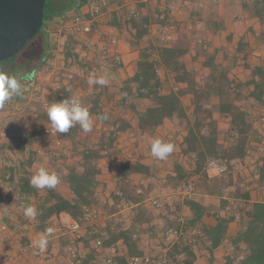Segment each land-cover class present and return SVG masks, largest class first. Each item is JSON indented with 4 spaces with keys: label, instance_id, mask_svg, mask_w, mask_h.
<instances>
[{
    "label": "rangeland",
    "instance_id": "rangeland-1",
    "mask_svg": "<svg viewBox=\"0 0 264 264\" xmlns=\"http://www.w3.org/2000/svg\"><path fill=\"white\" fill-rule=\"evenodd\" d=\"M48 6H46V14H49L53 17L54 20H50L49 22H46V32L45 30L41 35H39L35 39V43L33 42L29 43L26 48L19 53L17 56L13 57L9 61H7L5 64H3L4 70H7V72L10 75H23L24 73H29L31 71H34L38 67L37 59L40 57V53L42 52V49L40 48V43L46 39L50 42L51 50H52V58L56 56V52L58 51V54L63 55L66 50V45L69 42V48L72 51H69L72 55V63H70L69 66L64 64L59 65L57 67L58 63L50 58L47 59V62L43 64V66L40 69H37L36 74L33 75L34 84L32 89H23V94L20 96V100L23 102V104H34L35 99L37 100L38 97H36V91L34 89L39 86L40 83L44 80L45 82H54L57 85L56 88V94H54V97L56 95L61 94L60 98H65L66 93H69V96H72L75 92H79L80 95H78L79 100L83 105L88 107L90 110L92 108V102L94 99H96L97 94L91 93L89 89L92 88V86H89L87 83V76L92 72L90 70H85L87 68V64L90 63L87 59L78 60V58H74L73 56H79V53H76L75 49L78 48L82 51L84 42H87L86 40V34L82 33H74L72 30L70 23H71V17H65V15H71L73 14V11H68L61 17H56V12H62L67 11L70 7V0H48ZM83 0H79V5L81 4ZM86 3L82 5L83 12H86L88 10V7H94L99 5L100 0H85ZM51 2L54 3L56 6L51 5ZM238 6L245 10L238 12V13H232V19L233 20H239L242 19L245 21L246 19L249 20V24L251 28H254V25H260L256 26L255 32L258 34V36H255L256 39L260 41L261 45H264V0H239ZM64 3H67L63 7H58V5ZM263 3V12L262 16L260 15L261 11L260 8L262 7L260 4ZM87 7V8H86ZM70 13V14H69ZM85 14V13H84ZM65 17V19L63 18ZM253 19H256L253 21ZM61 20V21H60ZM175 24V23H174ZM176 25V24H175ZM177 26V25H176ZM178 28V27H177ZM177 34V31L175 32ZM176 44H180L182 47H184L187 42L184 40V38H178L176 40ZM44 42V41H43ZM257 42V41H256ZM172 41H166L165 39L156 40L155 44H152L148 47L147 45H143V47L151 48L148 50V53L151 56V60H157V54L155 52V49L162 45H169L172 44ZM258 43V42H257ZM254 43V44H257ZM33 44V45H32ZM200 45V44H199ZM199 45L194 49L197 57H195L193 54L188 56L186 58L187 64L189 63L191 68L190 71L193 73L195 80H197V83L204 84L207 80V77L209 76L211 69L207 68L204 64L207 62L213 54H215L213 51L208 52L207 44L201 43V47ZM172 46V45H171ZM96 47V46H95ZM230 50V49H229ZM87 51V50H86ZM85 51V52H86ZM230 52V53H229ZM231 51H228V54H225L223 52L216 53V57L213 61V65L217 67V70H226L228 72L229 78L233 80L235 84H240V88L230 95V98L235 102L236 106L244 109L247 114L251 117L253 126L255 128V133L253 136L249 138L248 142V148H247V155L243 160H234L229 163L222 159H215L220 160L222 162H225L228 164V173H226L223 176H215L213 172L209 173L207 170L208 162L212 159H209L204 167V173L208 177V182L204 180V174H196L194 172L195 169V163L193 157L190 156H184V159L181 160L183 169L185 170L187 174V182L183 186H176V184L169 181L170 178H167L164 180V177L162 176V162H159L160 160L152 161L148 155H144L145 153L140 150H148L147 153L150 151V138L145 137L144 135H141L142 133L137 128V116L135 112L131 109L130 104L134 103L137 105L139 110H144L146 107L151 105V102L147 100H132L129 99L127 103H124L122 98L123 94L120 91L117 92L120 89L119 84L116 83V77L113 76L112 80V88H115L116 91L107 90V97L110 95L113 97L112 99L104 98L100 99L102 103V107L104 111L108 112L111 116V120H114L116 118L124 119L128 122H130L132 127L128 130V133L126 134V138H123L124 146L123 148L119 145H113L111 148H105L101 151V159L98 161L99 166H101V170L104 171V175L109 177L110 183H114L115 185V191L119 190L122 192V198L125 202V204L129 203L132 204L130 208H133V211H137L138 216L137 220H141L145 222H153L156 219H161V224L154 225V230L149 231V228L140 226V230L135 231L134 233L141 235V237L144 238V240H153V244L156 246V248L153 250L157 253H155V259L154 257L151 258L150 264H184L186 261L187 255L183 253L184 255L177 254L174 257H166L165 253L163 251L161 252V246L164 244L162 243L161 239L163 238V232L165 228L168 226L170 227H179L181 228V232L183 236L187 238V241H183L182 238L180 239V242L182 243V247L185 245H189L192 248L196 246L197 249L204 251V254L202 257L204 258V264H209L210 260V253L208 251V245H206L205 240L203 239L200 229L196 226H193L190 224V219H192L193 215L187 212V210L182 208V205H184L186 200H193V199H199L200 202H203L205 205H207L209 210V221H216V216L226 217L230 218L231 216H236V219L234 222L230 223L229 229L232 233L236 234L240 229V219L245 213L246 208L243 201L238 198L240 194H243V192H255L258 199H260V196L262 198V194L264 192V180L261 181L260 176V168L262 167L264 163V102L260 103L255 101L251 97V92L253 90V86L250 85V81L253 79V70L254 67H250L249 64H244L243 58L240 56H237L236 62H233L232 58L234 57ZM67 55V53H66ZM87 58V56L85 57ZM200 59V60H199ZM65 57H60L58 59L59 63L64 62ZM197 60V61H196ZM31 62L29 65L21 69L22 65H26L27 63ZM87 63V64H86ZM196 63V64H195ZM203 64V66H202ZM215 71V73H216ZM97 73V72H96ZM214 73V74H215ZM159 74L162 77L163 80V93H168L172 90H176L178 87L181 88V86H178L174 79L173 75L171 73H167L163 67L159 66ZM107 77V75H106ZM109 79V78H107ZM119 81V80H117ZM116 82V83H115ZM119 83V82H118ZM68 86H73L70 91L67 89ZM81 86V90L78 91V87ZM123 86V85H122ZM121 86V88H122ZM106 87H110L107 85ZM236 88V87H235ZM42 90V89H41ZM83 92L85 93L83 96ZM117 92V93H116ZM116 94V97H114ZM119 94V95H117ZM236 94H240L239 96H236ZM67 98V97H66ZM19 100V101H20ZM47 100V99H46ZM182 101L186 107L187 116L191 121H193V105H192V96L186 95L182 98ZM213 102H217V98H213ZM38 103V102H37ZM35 108V105L33 106ZM3 113V110H0V114ZM30 113V112H25ZM45 113H38L37 119H32L30 116L29 121H26L28 126H31L32 129L36 130V133L34 131L30 134V140L32 143L33 141H38L40 139L46 140L47 146L44 149L43 154H39L37 151L33 152L30 151V148H23L22 151L25 152L24 157L20 158L18 162L14 161V158L9 155L6 157V151H4L2 146V143H0V159H4V165H3V177L6 183L10 182L11 173L18 175H21V169L24 167L27 170V166L25 165L28 160H32L35 162H41L43 164H48L51 168L50 171H55L59 174L61 181V184H58L56 190L67 198H72V193L69 190L67 183H66V175L69 173V169L78 166L80 168L81 160H82V151L87 148L88 146H94L96 149L100 148L102 137L105 133L109 132V126H104L102 123H100L97 119V117L93 114L92 115L94 120V126L91 132L85 133L81 128L78 132V135L75 137L74 140H70L65 135L59 134V133H50L46 132L45 126H43V122L45 121ZM216 121H217V127L219 130V141L220 143L225 147L228 148L232 143L233 139L231 138L232 135L230 134V119L226 116H220L218 114L214 115ZM43 119V122L42 120ZM42 122L40 125L36 127L37 122ZM172 125L170 126L171 129L169 130V133H176V137H179L182 133H186L188 131L187 123L185 120H180L178 117H175L174 119L170 120ZM4 123V122H3ZM1 124V123H0ZM6 127L10 126L8 122L4 123ZM30 127V128H31ZM12 127L10 126V129ZM28 128V129H30ZM44 131V132H43ZM56 134L60 135V138L63 140V144L60 149H55V143L56 140ZM36 136L38 138H36ZM43 136V137H42ZM143 136V137H142ZM152 136V135H151ZM169 136L164 134V136L160 135V137H165V142L167 140V137ZM156 137V136H155ZM152 136L153 139H156ZM183 137V134H182ZM15 137H13L14 139ZM19 138V137H17ZM20 139V138H19ZM55 139V140H54ZM137 139V141H135ZM149 139V140H148ZM177 139V138H176ZM21 140V139H20ZM65 140V141H64ZM164 140V139H162ZM178 140V139H177ZM180 140V139H179ZM179 142V141H178ZM30 143V144H31ZM7 144V143H3ZM27 144V143H25ZM28 144V145H30ZM24 145V144H23ZM137 145V146H136ZM2 146V147H1ZM11 146V145H10ZM142 148L140 149L139 148ZM57 148V147H56ZM119 148V149H118ZM140 149V150H139ZM181 149L178 148V153L174 151L168 156L166 160H163V163L170 162L171 167L173 165L174 160H179L180 157V151ZM33 152V153H32ZM146 152V151H145ZM135 154V157L133 158L134 161L130 160L131 155ZM142 154V155H141ZM40 157H39V156ZM139 156V159L141 156L145 160H149L152 164L158 165L156 167H152L151 170V177L145 176L142 174L140 177L137 178L131 177V175L123 174L121 171V168L125 164H134L136 158ZM173 156V157H172ZM172 157V158H171ZM132 159V158H131ZM6 162V163H5ZM22 164H19V163ZM153 166V165H152ZM29 167V166H28ZM158 167H160L159 170ZM16 172V173H14ZM20 174V175H19ZM133 175V174H132ZM6 177V178H5ZM8 177V178H7ZM111 178V179H110ZM1 180V179H0ZM13 189L17 186V181L14 179ZM109 183V184H110ZM191 184L193 187V193L191 195V198L185 197L181 193L182 187L185 185ZM206 184H209V186L213 189L215 188L214 194L207 193ZM173 189V190H172ZM44 189H39V194L43 196ZM238 190V194L237 191ZM173 191V192H172ZM166 192L165 194H162ZM160 194V198L162 200V209H158L153 205V200L148 202V198L152 196V194ZM11 194V193H10ZM7 195L3 190L0 191V209L4 208L9 204L12 208V219H11V228L15 235L19 236L20 239L18 241L20 243L24 244V241L22 238L24 237L23 234L27 231L23 228V226H28L34 223V231L37 230V222H35V219H29L24 215L23 209H25L28 206H34L37 207V199L42 198L39 196L38 198H32V201L30 203L23 206H20L21 204L18 203L17 198V192L16 194ZM112 197H117L116 195H110ZM120 198V197H119ZM140 198V202L137 205L136 199ZM159 199V198H158ZM121 200V201H123ZM264 200V199H263ZM120 201V202H121ZM136 205V206H133ZM179 205H181V211L179 212ZM116 205H110V203H103V205L99 206L100 209V215L102 214H110L111 210ZM103 208V209H102ZM161 208V207H160ZM245 209V210H242ZM131 210V212H132ZM159 214H157V211ZM104 211V212H103ZM130 212V214H131ZM180 213V214H179ZM122 217V215H119ZM156 216V217H154ZM119 217V218H120ZM166 219V221H165ZM118 221L115 220V217L112 218V223L114 225L118 224ZM89 225H85V227H88ZM158 226V228H156ZM89 229H93V227H88ZM156 228V230H155ZM180 230V229H179ZM39 231V230H37ZM36 231V232H37ZM92 231H95L93 229ZM92 234L88 235L91 236ZM80 240H86L84 237ZM151 240V241H152ZM171 244V241H169ZM168 242V244H169ZM69 243V241H68ZM90 246V241H89ZM166 245H164V248ZM160 248V249H159ZM159 251V252H158ZM64 253V252H63ZM66 254V253H65ZM235 250L228 241L226 243V246L223 248H220V251H218L217 257L215 259L213 264H224L225 260L229 256H234ZM89 256V255H88ZM243 254L241 253L239 258H241ZM95 257L93 255V258L90 261H94Z\"/></svg>",
    "mask_w": 264,
    "mask_h": 264
},
{
    "label": "crops",
    "instance_id": "crops-1",
    "mask_svg": "<svg viewBox=\"0 0 264 264\" xmlns=\"http://www.w3.org/2000/svg\"><path fill=\"white\" fill-rule=\"evenodd\" d=\"M237 1L239 0H188V5L183 6L182 5L183 0H123V2L121 3H125L129 7L137 8L141 13L140 18L145 19V21H147L148 24L150 25L147 31V35L139 42L141 44V46L139 47L138 41H136L134 37L136 31L132 29L131 26H129L128 22L123 19V14L126 12V9L121 8L120 7L121 4H118L115 2V0H112L110 2L109 8L107 9V12L105 13V16L100 18L99 21L96 23L94 27V31L91 34H86L87 42H84V46H83L84 49H82L81 51L78 48H76L75 51L76 53H79V56H73V57L75 59L78 58L79 61L82 59H87L88 61H90L89 64L86 63L87 68H85V70H90L92 72L95 71L97 72L96 74L98 76L103 75L106 77L107 75L106 78H109L108 79L109 83L107 85H109L110 87H106L107 85L106 86L93 85L92 88L89 89V91H91V93L97 94L96 98L112 99L113 97L111 95L107 97L106 94L108 93L107 90L116 91L115 88H112L113 85L112 80L114 79L113 76L116 77L117 83L116 82L115 83L117 85L119 84L120 86V89L117 91L120 93L123 82L126 79L132 78L136 73L137 64L140 60L141 50L142 48H144L143 45L145 44L149 47L150 45L155 44L156 40H161V39L163 40L165 36L166 24L168 20H170V22L175 23L178 28H177V34H173V39H172L173 43L169 45H175L177 42L176 40H178L179 37L184 38V40L187 42L185 46L188 48V53L183 58V61L189 71L191 66L189 63L187 64L186 58L191 54H193L194 52L196 53L194 49L199 44L201 45V43H203V45L207 44L208 47H204V48H207L208 52L213 51L214 53L223 52L225 54H228V51H231L232 52L231 54L234 56L232 58L233 62H236L237 61L236 57L240 56L241 58H243L244 64L247 63L251 65L250 67H254V68L264 67V45H261L260 41L255 38V36H258V34L255 32V30L257 29L256 26H260V25L259 24L254 25V28H251L248 19H246L245 21H243L242 19L236 21L232 19V13H238L241 11H243L244 13L246 12L245 10L240 8V6L237 7L238 5ZM244 1H249V0H244ZM162 11L163 12L166 11L168 15L167 21L161 19ZM65 17L70 18L71 15H67V16L65 15ZM65 17L63 18L65 19ZM255 20L256 19H253V21ZM104 45L109 46L112 51H116V54H113L112 57L104 56L101 52V48ZM200 45L199 47H201ZM69 51L72 50L69 48V42H68L66 45L65 53L63 55L58 54V51L55 53L56 56L52 59L56 62V64L58 63L57 67H59V65L61 64H64V66L65 65L69 66L70 63H72V58L66 55V53H68ZM193 55L197 57L196 54ZM86 56L87 58H85ZM60 57H65L64 62L59 63L58 59H60ZM36 71L37 69L29 73H24L22 75L25 77L23 81V89L30 90L33 88L32 86L35 80L33 79V75L36 74ZM56 85L57 84L56 83L54 84L53 81L50 83L48 81L45 82L44 80V82L42 81L40 83V87L42 89L41 96L44 101H49L50 103L52 101H61L63 99H66V97L60 98L61 94L56 95L54 97V94H56V92H54L56 91L55 88ZM37 87L34 89V91H37ZM72 88L73 86L67 87L69 91ZM77 89L78 91L81 90V86H79ZM84 94L85 93L83 92V96ZM78 95H80L79 92H75L74 94H72V96H75L77 98ZM114 97H116V94ZM19 100H20V96L14 97L10 101L9 107L4 109L3 113L0 114V123H1L0 143H2V146H4L3 148L6 147L4 151H6V153H9L6 154V157L11 155L14 158L15 162L16 161L18 162L20 158L24 157L25 152L22 151L24 147L27 149L30 148L31 149L30 151L33 152L37 151L41 155L44 153V149L48 146L46 144V140L44 139L42 140L37 136L36 138H38L39 140L38 141L32 140V143L30 145H28V143L27 144L23 143L19 139L22 136V134H24L25 132L31 134V132L34 131L36 133V130L32 129L31 126H28L26 124L27 123L26 121H29L27 115L28 117L30 116L32 119L33 118L37 119L36 117H38V113L36 112L38 111V109H39V113H41L40 112L41 109L39 108L36 99L34 104L29 103L28 105L23 104V102ZM34 105L35 108H37V111L34 110L33 108ZM25 112H30V113H25ZM45 117L46 119L44 122L43 119L40 120H42L43 122L42 125L45 126L44 131L48 132L50 121L48 120L47 115H45ZM3 122L4 123L8 122V124L12 128L10 129V126L6 127V125ZM42 122L40 121L37 122L35 124L36 127L40 125ZM171 123L172 122L170 120H166L162 126L158 127L154 131L141 132L142 133L141 135L150 138V144L154 140L152 136L153 137L156 136L155 138H157L160 135L164 136V134L166 135L167 133V135L169 136H166L167 137L166 142H171L174 144L176 153H178V148L181 149L179 160H174L173 162L174 167L173 166L171 167L170 162L168 164V163H163V160L159 161L162 162L161 165L162 170L159 169L160 167H158V169L161 170L164 180H166L167 178H173L175 176L176 174L175 166L179 165L183 167L181 160L184 159V154L182 150L184 149L183 142L186 133H182L183 137L182 134L179 137H176L178 139L177 140L176 138H174L176 136V133L173 132L169 133L168 129H171L170 128V126L172 125ZM127 133L128 131L119 134L118 139L115 142L116 146L119 145V148L120 147L123 148L124 146L123 138H126ZM13 137L15 138L13 139ZM55 138H60V135L56 134ZM160 139H164L165 141V137H160ZM135 141H137V139ZM3 143H7V144H3ZM60 148L61 147L56 148L55 146V149H60ZM149 149H150L149 153H147L148 150H144V149L140 151H142V153L144 152L145 153L144 155H148L152 161L159 160L151 155V146ZM134 157L135 154L131 155L132 159L130 158V160L134 161L133 159ZM136 159L137 160H135V163L141 162L150 168V175L149 177L147 176L148 178H150L152 175L151 173L152 167L157 168L158 165L156 166L152 164L149 160H145L143 156H141L140 160H138L139 156ZM4 161H5L4 159H0V179H1L0 181L2 182L0 186V191L3 190L7 195H9L10 193L7 191V187H11V188L13 187L11 185H8V182L6 183V181L4 180L3 177ZM19 164L22 163L20 162ZM40 167H45L49 170L51 169L48 164L46 165L41 162L32 161V165L27 167L29 178H31L32 175H34L35 172ZM99 167L100 169L102 168L101 166ZM141 175L142 174H133L131 175V177L137 178L138 176L140 177ZM13 178L16 179L17 182H19L20 180V176L18 178L17 173L13 175ZM98 179L100 182V185L97 189L98 199H97V203L93 206L98 211H100L99 206L103 205V203L105 204L110 203V205L115 204L114 197L110 195L113 194L116 195V193L120 191L119 190L115 191L116 188L114 186L115 184L110 183L109 177L104 175L103 170H101V175L99 176ZM61 181L62 180L60 179L58 184H61ZM58 184L57 186H59ZM57 186L55 187V189L57 188ZM37 190L39 193L40 192L39 189ZM43 192H44L43 194L44 196L45 190H43ZM165 193L166 192L162 194ZM12 194H16V193H14L13 191V193H11L10 195ZM16 195L18 198L19 195L18 194ZM250 195L252 201H259V202L264 201L263 200L264 192L262 194V198L260 196V199H258L255 192H250ZM39 196H41V194H39ZM158 198L162 202L160 198V194L153 193L152 196L148 198V202ZM193 200L200 202L199 199H193ZM200 203H202L207 208V214L204 216L202 222L208 226H215L217 224L216 221H209V210L207 205H205L203 202ZM131 205L132 204L129 203L125 204L123 200L121 202H118V204L115 206L117 208L116 212L112 214L110 213L108 215L101 214L100 218L96 222L83 223L82 230L78 237L73 235L69 231V226L73 221H75V219H73L71 216H69L66 213L61 214L59 217H53L48 224V228L49 227L53 228L54 232L53 235L49 237V243L47 249L43 253H41L39 249L34 246L33 242L36 241L44 232L37 230H36L37 232L34 231L35 230L34 223L29 225V227L23 226V228L27 230L23 234V236L26 238L27 240L26 242L28 243L26 246L23 243H20L18 241L20 237L14 234L13 230L10 229V227L4 220L7 217L11 221V218L13 217L11 214L12 208H10L11 206L7 204V206L2 208V210L0 209L1 217H2L1 219L3 220V222H5V224L8 226L9 229L8 233L5 234V242L3 245V250L9 252L10 254H13L15 257L18 258V262L16 264H76L75 262L74 263L72 262L75 259H82L81 264H83L84 260L89 255L90 251H93L95 260L90 261L89 264L102 261L108 257H111L115 262V256L126 255L127 253V247L124 244L123 240L121 239L118 240L115 244H113L109 248H104V245L100 249L94 247V244L97 240H102L104 244L105 238L109 239L108 234L111 229L116 233L125 232V231L131 232L133 234L134 241L137 242L139 249L143 253L142 257L145 256L150 259L154 257L155 259L156 257L155 253L157 252L153 251L156 248V246L153 244V240L151 239L152 241L151 240L145 241L144 238L141 237V235L136 234L134 232L135 231L139 232L141 225L142 227L149 228L150 229L149 231H152L154 230L153 228L154 225L161 224L160 221L161 219H156L153 222H145V223L140 219L137 220L138 213L136 210L133 211L132 210L133 208H130ZM182 208L187 210V212H189L190 214H192V212L185 205V203L184 205H182ZM160 209H162V206ZM178 211L179 212L181 211V205H179ZM159 212L161 211L160 210L157 211V214H159ZM119 215H122V217H120ZM114 217L115 220L118 221L117 222L118 224L116 225L112 223V218ZM34 221L36 222V220ZM85 225H89L90 227H93L95 231H92L93 229L91 228L89 229L88 228L89 226L85 227ZM156 228H158V226ZM169 228H176L178 230L179 229L181 230V228L174 226L173 227L168 226L167 228H165L163 232V238L161 239L162 243H164L161 246L162 249L161 252L163 251L166 257L168 256L171 257L170 256L171 251L175 246H179V245L182 246L180 239L167 237L165 235L166 230H168ZM90 234L97 235V238L94 240L93 239L90 240V246H86L84 241L80 239H82L83 237L87 239L88 235ZM235 235L236 234L232 233L231 230L228 229L227 239L223 242V245L218 249L213 250L214 258L217 257L220 248L226 246V243L230 241L231 238L234 237ZM24 237L22 239H24ZM169 241H171V244ZM164 245H166L165 248ZM74 250H77L76 254L74 253ZM192 252L196 256V259L193 262V264H204L205 257H202L204 251L197 249L195 246L192 248ZM181 255L184 254H180L179 257H181Z\"/></svg>",
    "mask_w": 264,
    "mask_h": 264
},
{
    "label": "trees",
    "instance_id": "trees-1",
    "mask_svg": "<svg viewBox=\"0 0 264 264\" xmlns=\"http://www.w3.org/2000/svg\"><path fill=\"white\" fill-rule=\"evenodd\" d=\"M48 2L49 1H47L46 6H48ZM85 3L86 1L83 0L79 5V0H70V7L68 10L56 12V17H61L68 11H73L76 6L81 8ZM66 4L67 3H64V5L63 3L60 5L57 4V6L63 7ZM51 5L56 6L52 2ZM260 5L262 6L263 3ZM46 9L44 16L45 32L47 28L46 22L51 20V15L50 13L46 14ZM259 11H261L260 15L262 16L263 6ZM127 22L129 26L136 31L134 37L135 40L138 41V46L140 47L141 44L139 42L147 35L148 30L145 26L148 22L142 18L131 19ZM44 30H41L34 39L27 43V45L31 42L34 44L35 39L41 35ZM43 41L40 43L42 52L40 53L39 59H37V69H40L43 64L47 62V59L53 56L50 42L46 39ZM150 49L151 48L146 47L142 48L135 75L123 82L121 88L123 94L122 100L124 103H127L129 99H140L151 102V105L144 110H139L134 103L130 104L131 109L137 116V128L140 132L154 131L162 126L166 120H172L175 117H178L180 120H185L189 128L184 137L183 154L184 156L193 157L195 163L194 172L196 174L203 173L204 180L208 182V177L203 172L207 161L209 159H222L229 163L234 160H243L247 155L248 140L255 133L251 117L244 109L236 106L235 102L230 98L232 92L235 90L237 91L241 86L240 84H235L233 80L229 78L226 70L220 69L216 71L217 67L213 65L216 53L210 56V59L204 64L207 68L211 69V72L205 83L201 85L197 83L193 73L189 71L184 64L183 58L188 53V48L186 46L182 47L180 44L159 46L155 49L157 60H151V56L146 53ZM67 56L72 57L70 52L67 53ZM7 61L0 63V66ZM30 63L31 62L27 63L25 66L22 65L21 69ZM159 66L163 67L167 73H171L175 83L181 86V88L178 87L176 90L163 93V80L159 74ZM250 85L253 86L251 97L255 101L263 103L264 67H256L253 70V79L250 81ZM186 95L192 96L191 103L194 107L193 121L187 116V109L182 101V98ZM239 95L240 94H236V96ZM65 96L68 98L69 93H66ZM213 98H217V102H213ZM89 112L95 115L97 119L100 115L107 114L109 117L107 120L101 121L98 119V121L104 126H109V132L103 135L100 148L96 149L94 146L90 145L82 151L80 168L74 166L69 169V173L66 176V183L73 195L72 198L63 196L55 188H45V195L41 196L42 198L40 201L37 199V216L35 220L38 224L37 230L41 232H44L45 229L48 228V224L53 217H59L61 214L66 213L73 219L79 220L83 215L85 207H90L97 203V189L100 185L98 178L101 175L98 161L102 157L101 151L105 148L113 147L119 134L127 132L132 127L131 123L124 119L116 118L111 120L110 114L104 111L100 98L93 100L92 108ZM215 114L220 116L223 115L230 119V134L232 135L231 138L233 139V143L228 148H225L219 141V130L217 121L214 117ZM79 130L80 127L77 124L73 126L68 133H64L63 135L70 140H74ZM25 165L27 167L31 166L32 160H28ZM21 171V175L19 174L20 180L16 186L17 189L14 187V193L17 192L19 195L18 203L21 204L20 206L23 204L25 205V203H30L32 198L36 199L39 197L38 190L30 184L27 170L22 167ZM121 171L126 175H150V168L141 162L125 164L121 168ZM175 173V176L170 178L169 181L176 184V186H183L187 182L185 170L181 166L176 165ZM13 175L14 174L11 173L8 185L14 184ZM260 176L261 181L264 180V163L260 168ZM206 189L209 194L215 193V188L212 189L209 184H206ZM236 191L238 194V190ZM238 198L243 201L246 210L242 209L245 210V213L240 219V229L230 240L236 254L227 257L224 264H264V201H252L250 192H243ZM121 200H123V198L119 199V197H115L114 205H117ZM134 201L138 204L140 198ZM185 205L193 214L190 224L200 229L199 231L206 245L209 244L207 246L211 254L209 262L213 264L215 261L212 257L213 250L223 245V242L227 239L229 225L235 221L236 216H231L230 218L216 216L217 224L215 226H208L202 222L204 216L207 214V208L202 203L195 200H186ZM116 209L117 208L114 207L111 210V214L116 212ZM4 220L12 230V222L7 217ZM108 235L109 239L105 238L103 244L104 248H109L120 239L123 240L127 247L126 255L115 256L116 264H130V258L143 256L131 232L125 231L116 233L110 229ZM96 238L97 235L92 234L83 241L86 246H89V241ZM23 240H25L24 245L26 246L28 243L26 242V238L24 237ZM183 253L187 255L184 264H193L196 256L192 252V247L189 245L183 247L180 245L175 246L170 256L175 258L177 254ZM241 253L243 256L239 258ZM93 255V251H90L89 256H87L83 264H89Z\"/></svg>",
    "mask_w": 264,
    "mask_h": 264
},
{
    "label": "built area",
    "instance_id": "built-area-1",
    "mask_svg": "<svg viewBox=\"0 0 264 264\" xmlns=\"http://www.w3.org/2000/svg\"><path fill=\"white\" fill-rule=\"evenodd\" d=\"M111 1L112 0H100L99 5L91 7V8L88 7V10L86 12L82 11L83 10L82 7L79 8V6H76L75 9L73 10V14L71 16V23H70V26L72 30L74 31V33L91 34L94 31V27L96 23L99 21V19L105 16V13L107 12V9L109 8ZM115 2L118 4H121L120 6L121 8L126 9V12L123 14V19L125 21L131 20V19H139L141 17V13L137 8L129 7L125 3H121L123 2V0H115ZM182 5L187 6L188 0H183ZM167 17L168 15L166 11L165 12L162 11L161 19L167 21L168 20ZM149 26L150 25L147 24L145 28L148 30ZM176 31H177V26L173 22H170V20H168L166 24V28H165L164 39L167 42L172 41L173 34H175ZM101 52L106 57H112L113 54H116V51H112L111 48L107 45L102 46ZM41 91H42L41 87L38 86L37 91H36L37 92L36 97L38 98L36 101L38 102V106L41 109L40 112L45 113L47 115L46 108L49 104V101H44L42 99ZM9 105H10V101H8L3 108H0V110H4L8 108ZM34 110L37 111V108H34ZM36 113H39V109ZM48 132L54 133L52 126H51V122L49 123ZM20 139L23 143H28V144L31 143L29 133L25 132L24 134H22ZM54 143L56 147H61L62 145H64L63 140L61 138H56ZM207 170L209 173L213 172L215 176H223L226 173H228L229 168H228V164H226L225 162H222L220 160H212L208 163ZM1 184L2 182L0 181V186ZM7 191L9 193H13L14 189L11 187H7ZM181 193L185 195V197L188 196L187 198H191V195L193 193L192 185L188 184L182 187ZM116 195L118 197H122L123 194L122 192H117ZM153 205L157 207L158 209H160V207L162 206L161 201L159 199L153 200ZM1 218L2 217H1V212H0V264H16L18 262V258L15 257L13 254H10L9 252L3 250V245L5 242V234L8 233L9 229H8V226L5 224V222H3ZM99 218H100V213L94 206L85 207L83 210L82 217L79 220H75L70 224L69 231L73 235L78 237L82 230L83 223H93V222H96ZM165 235L167 237H172L176 239L182 238L183 241L185 242L187 241V238L183 236L181 230H178L176 228H169L168 230H166ZM102 246H103L102 240H97L94 244V247L98 249L102 248ZM74 253L76 254L77 250H74ZM150 261L151 259L145 256L144 257H132L129 260V263L130 264H150ZM72 262L73 263L75 262L76 264H81L82 259H75ZM93 264H115V262L111 257H108L102 261H98Z\"/></svg>",
    "mask_w": 264,
    "mask_h": 264
},
{
    "label": "clouds",
    "instance_id": "clouds-1",
    "mask_svg": "<svg viewBox=\"0 0 264 264\" xmlns=\"http://www.w3.org/2000/svg\"><path fill=\"white\" fill-rule=\"evenodd\" d=\"M24 79L25 77L22 75H10L7 71L0 69V108H3L14 97L23 94ZM87 83L89 86H106L109 81L105 76H98L93 71L89 74ZM46 113L55 133H68L77 124L85 133H88L92 131L94 126V120L88 107L83 105L75 96H69L61 101L50 102L46 108ZM108 118L107 114L98 117L101 121ZM173 151L174 144L171 142H165L159 138L151 142V155L159 160H166ZM59 180L60 176L58 173L45 167H40L30 178V184L37 189H54ZM24 215L29 219H35L37 210L34 206H28L24 209ZM53 232V228H46L44 233L33 242L41 253L47 249L49 237L53 235Z\"/></svg>",
    "mask_w": 264,
    "mask_h": 264
},
{
    "label": "water",
    "instance_id": "water-1",
    "mask_svg": "<svg viewBox=\"0 0 264 264\" xmlns=\"http://www.w3.org/2000/svg\"><path fill=\"white\" fill-rule=\"evenodd\" d=\"M47 1L0 0V63L22 52L45 29Z\"/></svg>",
    "mask_w": 264,
    "mask_h": 264
},
{
    "label": "flooded vegetation",
    "instance_id": "flooded-vegetation-1",
    "mask_svg": "<svg viewBox=\"0 0 264 264\" xmlns=\"http://www.w3.org/2000/svg\"><path fill=\"white\" fill-rule=\"evenodd\" d=\"M53 17H55V16H53V15L50 16L51 19H53ZM2 68H3V66H0V69H2ZM3 70H4V69H3ZM5 71H7V70H5Z\"/></svg>",
    "mask_w": 264,
    "mask_h": 264
}]
</instances>
